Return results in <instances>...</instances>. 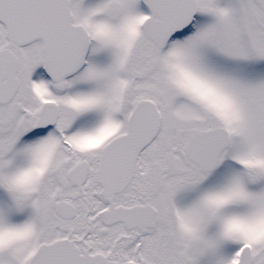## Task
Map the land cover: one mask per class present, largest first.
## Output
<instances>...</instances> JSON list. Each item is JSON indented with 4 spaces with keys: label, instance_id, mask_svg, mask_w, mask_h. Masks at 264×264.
<instances>
[{
    "label": "snow or ice",
    "instance_id": "6c2138e0",
    "mask_svg": "<svg viewBox=\"0 0 264 264\" xmlns=\"http://www.w3.org/2000/svg\"><path fill=\"white\" fill-rule=\"evenodd\" d=\"M0 264H264V0H0Z\"/></svg>",
    "mask_w": 264,
    "mask_h": 264
}]
</instances>
